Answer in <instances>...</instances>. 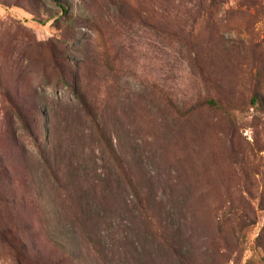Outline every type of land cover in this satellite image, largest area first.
<instances>
[{"label":"rangeland","instance_id":"rangeland-1","mask_svg":"<svg viewBox=\"0 0 264 264\" xmlns=\"http://www.w3.org/2000/svg\"><path fill=\"white\" fill-rule=\"evenodd\" d=\"M259 2L0 0V156L28 157L31 251L264 264Z\"/></svg>","mask_w":264,"mask_h":264},{"label":"trees","instance_id":"trees-1","mask_svg":"<svg viewBox=\"0 0 264 264\" xmlns=\"http://www.w3.org/2000/svg\"><path fill=\"white\" fill-rule=\"evenodd\" d=\"M215 1L209 0V3L215 4ZM250 2L254 3L253 5L261 3L259 0H250ZM63 9L65 8L63 7ZM261 100L260 94L253 96L254 104L261 102ZM211 103L218 105L215 99H211ZM19 115L24 121L21 114ZM25 125L28 127L27 122ZM39 156L43 159L42 163H45V167L57 175L49 155L40 152ZM28 162V157H21L18 152L0 156V181H2L0 184V242L9 248L18 264H65L67 256H71V253H67L66 250L64 254L57 257L30 250L26 234L28 218L31 213L30 204L27 203L26 198V192L30 190L29 174L26 172V168L29 167ZM39 163L41 162L39 161ZM8 186L11 189L10 196L6 193ZM20 216H24V219L21 220Z\"/></svg>","mask_w":264,"mask_h":264}]
</instances>
